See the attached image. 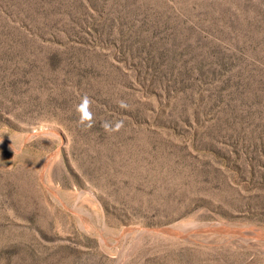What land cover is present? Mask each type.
Here are the masks:
<instances>
[{
  "label": "rangeland",
  "instance_id": "374dc122",
  "mask_svg": "<svg viewBox=\"0 0 264 264\" xmlns=\"http://www.w3.org/2000/svg\"><path fill=\"white\" fill-rule=\"evenodd\" d=\"M0 264H264V0H0Z\"/></svg>",
  "mask_w": 264,
  "mask_h": 264
},
{
  "label": "clouds",
  "instance_id": "9594fccd",
  "mask_svg": "<svg viewBox=\"0 0 264 264\" xmlns=\"http://www.w3.org/2000/svg\"><path fill=\"white\" fill-rule=\"evenodd\" d=\"M91 105V101L88 97H84L81 101V104L78 106V111L82 113V116L85 118L90 119L91 118V112L89 111ZM119 127V125L117 126Z\"/></svg>",
  "mask_w": 264,
  "mask_h": 264
},
{
  "label": "bare ground",
  "instance_id": "6f19581e",
  "mask_svg": "<svg viewBox=\"0 0 264 264\" xmlns=\"http://www.w3.org/2000/svg\"><path fill=\"white\" fill-rule=\"evenodd\" d=\"M192 228V227H191ZM139 229V228H138ZM176 228L175 227H169V228H162L161 230L163 231V232H173L174 230H175ZM124 230V229H123ZM137 230V229H136ZM180 230V229H179ZM160 231V230H159ZM145 232V231H144ZM142 234V233H141ZM139 235V234H138ZM173 235V234H172ZM189 239V238H188ZM205 242V241H204Z\"/></svg>",
  "mask_w": 264,
  "mask_h": 264
}]
</instances>
